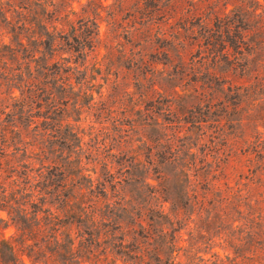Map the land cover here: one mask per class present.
Here are the masks:
<instances>
[{
	"label": "rangeland",
	"instance_id": "obj_1",
	"mask_svg": "<svg viewBox=\"0 0 264 264\" xmlns=\"http://www.w3.org/2000/svg\"><path fill=\"white\" fill-rule=\"evenodd\" d=\"M92 1L95 5L54 1L60 16L68 14L51 24L55 35L70 34L87 19L96 23L92 46L82 55L57 38L50 59L59 67L54 78L52 70L41 68L47 53L35 54L43 58L37 66L20 58L16 69L9 48L17 46L9 26L0 22V196L3 188L8 197L14 194L28 217L36 204L41 224L61 220L55 225L58 238L66 241L68 234L75 249L83 241L90 246L84 231L94 226L68 217L91 220L93 214L100 246L88 248L101 259L103 248L109 252L122 235L125 244L141 245L146 239L133 231L142 222L144 231L154 234L131 254L152 249L162 226L176 229L172 264H264V242L248 240L247 232L252 218L264 224V172L254 171L257 129L248 121L253 107L250 100L237 106L228 99L237 87L243 93L264 78V55L250 48L235 53L228 40L232 31L215 27L217 20L248 7V0ZM159 12L163 18H155ZM205 28L216 31L217 42L227 44L224 50L218 43L204 44ZM250 36L245 39L252 47ZM235 56L247 59L242 70L234 68ZM16 74L40 82L42 89L35 92H44L30 96ZM259 96L264 102V94ZM241 106L249 110L237 114ZM174 196L189 203L173 209ZM150 209L160 210L165 223L149 227ZM7 211L0 207V238L12 239L17 225ZM102 222L111 225L106 235ZM48 226L43 225L40 241L51 234ZM259 235L256 240L264 237V228ZM116 251L110 259L133 264ZM78 257V264H92ZM22 259L24 264L62 262L47 252L35 262Z\"/></svg>",
	"mask_w": 264,
	"mask_h": 264
},
{
	"label": "trees",
	"instance_id": "obj_2",
	"mask_svg": "<svg viewBox=\"0 0 264 264\" xmlns=\"http://www.w3.org/2000/svg\"><path fill=\"white\" fill-rule=\"evenodd\" d=\"M54 1L55 0H0V22L9 26L8 32L12 33V41L15 42V45L17 46L16 48H9V59L18 62V67H16V69H20L21 67V63L19 62L20 58H30V62L34 61L37 66L39 61H41L43 58L41 59V57H39L38 59H35V54L42 53L45 55L47 53L49 54V58H47L45 64H43L41 68L52 70L51 74H54V78L56 75H58L56 69L59 67L57 62H51L50 59L55 55L57 38H63L65 44L69 46V48H72L74 52H78L79 55H82V50L85 47L90 48L92 46V35L96 34V23L90 22L88 19L81 23V26L78 29L72 26L70 34H62V32H58L57 35L54 34L56 26L51 24L59 19L64 20L68 15L65 13L63 16H60V8L57 7ZM45 2H48V4L46 5ZM91 2L93 3L92 5H95L92 0ZM248 2V7L242 6L241 8L235 10L231 18H224L225 20L223 21L217 20L215 24L216 31L217 28H220V26H225L228 32L232 31V37L228 38V40L231 39L230 46L233 47V51L235 53L242 55L243 50L249 53L248 50L250 48L256 53L260 52V54L264 55V0H248ZM64 4H66V0H61L60 5ZM144 4L147 7L153 6L152 2L148 1H145ZM48 6H51L52 8L49 9ZM159 10L160 8L157 9V11ZM146 13L147 15H153V10ZM161 13L163 12H159L155 18H163L164 14L160 15ZM14 18L16 19L14 20ZM50 27H52V30L49 29ZM212 30L213 29L211 28H205L203 30L204 33L202 34V39L205 45H213V43H218L217 41L219 39L216 38V31L213 32ZM77 31H80V35L75 34ZM248 34L251 35L248 39V42L252 43V47L247 45V41L245 39ZM24 38L26 39V43H24ZM218 45L221 47V50H224L227 46L224 41L219 42ZM242 45H245V48L241 49ZM2 46L3 48L8 47L7 44H2ZM29 46L32 48L29 49ZM19 52L23 54L22 57H19ZM243 59L244 56H235L233 58L234 62H232L236 64L234 68L240 67L242 70L248 63L247 59L242 61ZM30 62L28 61L25 65L27 70L26 73H29V75L32 74V72H30ZM66 70V68H63V72H66ZM40 74L43 76L45 75L44 77L48 76L47 72H40ZM20 76L21 74H16V78L19 80H21ZM59 79H61V77ZM57 80L58 79H55V82ZM21 81L24 82L23 85L25 90L30 96L33 94L35 97H38L40 96V94H38L39 92H44V90L35 92V90L37 91L42 89L39 86L40 82L27 79H22ZM263 81L264 78L260 82L256 83L255 87L251 88V90L245 88L243 93L238 92L240 87H237L236 91L228 98L233 102L232 104L236 103L237 106L239 103H244L247 100L251 101L249 105L253 107V110L251 113H249L248 121L252 122L251 125H253L254 129H257L252 151L255 153V156H257L259 161L257 168L254 171L259 170L262 172H264V132H261L258 128L261 127L264 129V102H259L261 97L259 95L264 94ZM248 110H245L244 107L241 106L238 111H236V113L243 114L244 111ZM238 122L240 125H242V118H238ZM2 138H4V136H2ZM181 173L186 177V174L183 171L180 172V175ZM163 181L165 182V178ZM162 190H164V193L166 194L169 192L167 187H164ZM1 193L0 207L7 208L8 214L11 215V219L17 225V231L12 239L0 238V264H24L22 259L23 255H26L28 258L33 257L35 262L39 260L40 255L45 252L49 253V256H58L62 261L60 264H78L80 261L78 256L84 257L85 260L90 261L92 264H117L116 259L109 258V253L113 248H117L116 253L125 254L133 261V264H172L173 262L171 259V253L175 250L176 229L174 228L168 232L164 231L163 227L161 226L159 232L162 234H159L158 239L154 240V247L152 249L145 247L146 251L144 250V253H141L140 250L139 252L131 254L133 250L141 249V246L144 245V242L149 241L152 238V234H154V231L153 233H151L150 230L144 231L142 222H139L138 226L140 229H134L133 233H137L138 237L146 239L141 243V245L138 244L137 246H134L133 243L125 244L123 240L124 235H122V237H119L120 242L118 244H114L113 248L110 249L109 252L106 253V247L103 248V251L101 252H103L105 256L101 259L94 248H88L92 247V245H94L95 248L100 246V230L97 227L95 219L93 220L92 218L93 214L91 215V220L81 219V215L79 218H75L74 216L68 217V219H72V221H70L71 223H73V220L78 223L83 221H91V225L94 226L93 231H84V233L89 236L88 242L90 246L86 247L83 241L80 242L75 249L74 241L68 234L65 233L67 237L66 241H63L64 239L60 240L58 238L57 231L59 228H56L55 225H57L61 220L53 217L55 218L54 221L50 219L45 224H41V220L38 217V207L36 204H31L34 210L31 211L32 214L28 217L25 208H17L19 202L14 198V194L13 196L11 195L8 197L6 195L5 188L1 190ZM166 198L168 199L171 197ZM171 200L173 209L183 208L189 203V198L184 202L180 197L174 196V198H171ZM237 207H239V205H237ZM164 217L165 216L160 210L154 211L153 209H150V223L148 226L152 227L165 223L163 220ZM45 219H48V216H46ZM249 222V228L247 230L248 240L255 239V243L264 242V237L260 240H256L258 239V236H260L259 233L263 230L264 224L260 220H256L254 218L250 219ZM169 223L172 224V222ZM48 224L50 226H48V231H46V233L50 232L51 234L45 236V240H41L44 241L45 244H41L40 237L43 236L42 234L46 230V227H43V225ZM101 226L103 227L102 229H105L111 225L109 222H102ZM118 227L119 226H115L112 229ZM110 230L111 229H105L103 235H106ZM137 239L138 238L134 237V242H136ZM85 240L88 239L86 238ZM103 242L105 243L106 241ZM130 247L133 249L127 251V248Z\"/></svg>",
	"mask_w": 264,
	"mask_h": 264
}]
</instances>
